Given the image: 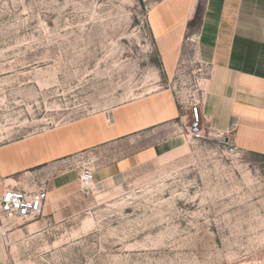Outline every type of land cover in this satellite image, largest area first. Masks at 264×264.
I'll return each mask as SVG.
<instances>
[{"label":"rangeland","instance_id":"rangeland-1","mask_svg":"<svg viewBox=\"0 0 264 264\" xmlns=\"http://www.w3.org/2000/svg\"><path fill=\"white\" fill-rule=\"evenodd\" d=\"M160 1L0 0V145L165 89L145 11ZM79 188L0 237V264H264V156L219 134Z\"/></svg>","mask_w":264,"mask_h":264},{"label":"crops","instance_id":"crops-1","mask_svg":"<svg viewBox=\"0 0 264 264\" xmlns=\"http://www.w3.org/2000/svg\"><path fill=\"white\" fill-rule=\"evenodd\" d=\"M199 2L161 0L149 13L148 29L165 81L184 53ZM189 40L195 42L197 59L212 69L203 107L206 126L229 137L238 150L264 156V0H203L198 32ZM184 114L170 90L153 91L0 145V177L24 188L49 182L50 204L80 192L73 167L80 162L97 165V183L118 185L184 148Z\"/></svg>","mask_w":264,"mask_h":264},{"label":"built area","instance_id":"built-area-1","mask_svg":"<svg viewBox=\"0 0 264 264\" xmlns=\"http://www.w3.org/2000/svg\"><path fill=\"white\" fill-rule=\"evenodd\" d=\"M150 8L145 7L146 13ZM193 47L195 42L188 41ZM194 49V48H193ZM186 45L184 53L178 60L175 72L167 79L166 89L170 90L180 108L184 112L182 134L191 142H201L213 134L206 126L207 120L203 115V107L208 95L207 87L212 74V69L199 61L196 52ZM221 135V134H219ZM223 136V135H221ZM231 141L229 137L223 136ZM79 184L81 191H93L95 172L97 167L88 161L80 162ZM102 186L100 183H97ZM84 193V192H83ZM50 188L48 183H39V186L24 188L6 184L0 177V232L3 239L7 240L8 233L18 221H29L43 217L49 203Z\"/></svg>","mask_w":264,"mask_h":264},{"label":"bare ground","instance_id":"bare-ground-1","mask_svg":"<svg viewBox=\"0 0 264 264\" xmlns=\"http://www.w3.org/2000/svg\"><path fill=\"white\" fill-rule=\"evenodd\" d=\"M154 5L152 6V8L149 10V13H150V11L152 10V9H154ZM10 182L11 183H15V181L12 179V180H10ZM98 188L99 189H101L102 190V188H103V186H100L99 184H97V183H95L94 185H93V192H95L96 194H99L100 192L98 191ZM104 190V189H103ZM92 191H90L89 193H91ZM88 194V193H87ZM49 204V203H48ZM35 224L33 223V224H30V225H28V227L30 228V227H32V226H34ZM36 226V225H35ZM35 228V227H34Z\"/></svg>","mask_w":264,"mask_h":264},{"label":"water","instance_id":"water-1","mask_svg":"<svg viewBox=\"0 0 264 264\" xmlns=\"http://www.w3.org/2000/svg\"><path fill=\"white\" fill-rule=\"evenodd\" d=\"M83 192H84L85 194H87V193H88V190H87V189H85Z\"/></svg>","mask_w":264,"mask_h":264}]
</instances>
